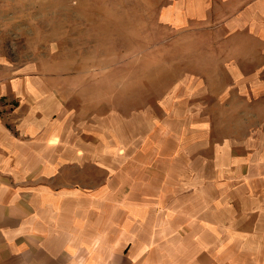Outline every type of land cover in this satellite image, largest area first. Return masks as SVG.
I'll return each instance as SVG.
<instances>
[{"label": "crops", "instance_id": "crops-1", "mask_svg": "<svg viewBox=\"0 0 264 264\" xmlns=\"http://www.w3.org/2000/svg\"><path fill=\"white\" fill-rule=\"evenodd\" d=\"M219 1L231 30L264 34V0ZM216 2L170 0L164 15L201 24ZM60 90L0 64V264H264V164L249 133L242 153L188 168L126 147Z\"/></svg>", "mask_w": 264, "mask_h": 264}, {"label": "rangeland", "instance_id": "rangeland-1", "mask_svg": "<svg viewBox=\"0 0 264 264\" xmlns=\"http://www.w3.org/2000/svg\"><path fill=\"white\" fill-rule=\"evenodd\" d=\"M169 1L0 0V64L58 84L126 147L203 170L223 147L242 153L249 133L252 164L263 165L264 34L231 30L219 0L207 22L173 27Z\"/></svg>", "mask_w": 264, "mask_h": 264}]
</instances>
